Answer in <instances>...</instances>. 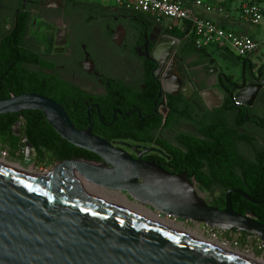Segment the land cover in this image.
<instances>
[{
    "label": "water",
    "instance_id": "95a60500",
    "mask_svg": "<svg viewBox=\"0 0 264 264\" xmlns=\"http://www.w3.org/2000/svg\"><path fill=\"white\" fill-rule=\"evenodd\" d=\"M161 47L159 43L156 51ZM177 47L167 48V54ZM153 61L160 70L164 68L157 55ZM186 85L192 88L190 82ZM252 88H256L252 99L242 100ZM263 88L264 80L240 89L231 98L236 105L253 107ZM26 111L41 112L63 140L97 155L102 163H56L38 179L0 165V264H252L148 224L75 178L108 192L127 194L160 217L246 233L264 243V224L251 211L243 215L233 209L232 194L254 203L248 194L231 189L225 208L218 209L199 196L187 172L174 174L142 160L153 148L140 152L137 146L108 141L91 128L77 129L65 108L44 95L30 93L0 100V116ZM121 146L137 152L138 157ZM26 157L35 159L29 143Z\"/></svg>",
    "mask_w": 264,
    "mask_h": 264
},
{
    "label": "flooded vegetation",
    "instance_id": "af4514ba",
    "mask_svg": "<svg viewBox=\"0 0 264 264\" xmlns=\"http://www.w3.org/2000/svg\"><path fill=\"white\" fill-rule=\"evenodd\" d=\"M22 11L32 16L36 13L43 22L55 24L56 31L46 38L52 41V54L47 55V59L56 64V69L43 72L55 75L59 84L69 83L85 94L71 105L75 117L83 125L87 123V128L82 130L91 128L93 133L99 134H132L135 139L113 141L137 146L140 152L153 148L154 151L142 157L144 161L158 164L165 160L175 170L183 167L169 150L187 153L189 138L204 140V129L217 119L216 98L221 95L213 88L222 91V72L214 61L209 60V66L202 69L189 68L196 72L195 85L190 88L186 85L189 82L187 61L180 51L167 54L162 41L172 36L153 18L123 7L106 9L72 0H0V41L11 31L14 17ZM6 16L11 19L10 27L5 23ZM75 22H80L77 35L72 32ZM159 43L162 50L156 51ZM112 50L119 51L122 56L116 73L109 71L105 59V54ZM156 55L164 62L162 70L153 61ZM241 60L251 61L257 67L251 70L249 64L242 62L239 86L260 83L261 64ZM122 65L127 70L120 74L118 70ZM27 68L41 71L34 66ZM155 86L159 92L156 100L151 98ZM207 91L212 98L203 97ZM151 108L154 114L150 113ZM172 111L177 114L173 119ZM160 121V127L155 129ZM133 152L131 155L137 158V152ZM200 167L204 169L201 163ZM190 178L194 182V178Z\"/></svg>",
    "mask_w": 264,
    "mask_h": 264
},
{
    "label": "trees",
    "instance_id": "16d2710c",
    "mask_svg": "<svg viewBox=\"0 0 264 264\" xmlns=\"http://www.w3.org/2000/svg\"><path fill=\"white\" fill-rule=\"evenodd\" d=\"M15 17L11 31L0 41V100L30 93L44 95L65 108L77 129L87 128V123L83 125L71 110L73 101L79 102V96L85 94L79 88L70 86L69 83L59 84L55 75L43 72V70L56 69V64L47 59V55H51L52 41L42 37L46 52H41L40 42L32 38L27 40L33 16L22 11ZM165 32L181 41L180 52L185 60L205 53V48L199 49L196 46V36L188 23L184 22L171 29L167 27ZM200 63L199 61L195 65ZM243 63L249 64L251 70L257 67L251 61H243ZM29 66L37 67L41 71H31L27 68ZM259 74L263 79L264 62L261 63ZM220 86L224 100L222 106L215 110L217 118L215 122L206 126L203 131L205 139L190 137L185 154L181 151L173 153L169 150L182 164V168L175 170L171 163L165 160L158 165L174 174L187 172L194 178V183L212 195L220 191L219 196L208 202L209 205L218 209L225 208V197L229 190H242L255 202L252 203L239 194L233 193L231 201L234 211L243 215L251 211L255 218L264 224V147L257 144L256 138L250 131L254 128L264 132V88L254 106L245 107L236 105L231 98V94L235 96L240 89H245L234 81L233 75L222 73ZM158 93V88L155 86L151 98L156 100ZM154 111L151 108L150 113L154 114ZM176 116V112L172 111L171 119ZM18 125L21 128L20 134L14 132V128ZM160 125L161 121L155 129ZM94 133L108 141L135 139L132 134ZM0 140L8 147L10 156H15L20 147L25 146L22 142L26 141L34 149L36 164L46 167L76 160L102 163L97 155L63 140L39 111L0 116ZM242 146L249 148L248 154L243 151ZM200 163L204 166L203 170Z\"/></svg>",
    "mask_w": 264,
    "mask_h": 264
},
{
    "label": "built area",
    "instance_id": "2783aa9c",
    "mask_svg": "<svg viewBox=\"0 0 264 264\" xmlns=\"http://www.w3.org/2000/svg\"><path fill=\"white\" fill-rule=\"evenodd\" d=\"M185 0H114L123 8L150 16L160 24H166L173 28L185 23L190 25L196 36V46L199 49L214 46L218 49L230 50L243 60H252L254 55L264 52V36L253 39L236 33L215 24L210 20L201 18L196 8H201L210 13L216 8L207 5L203 0H188L192 5L187 6ZM218 11L224 12L223 8ZM239 19L242 23L254 27L264 28V3L254 0H242L240 4ZM239 103V102H237ZM20 126L14 128L16 134H20ZM18 155L26 151V141H23ZM10 155L8 147L0 140V159L5 160ZM6 161V160H5ZM211 232L221 233L224 236L223 243L234 252L240 254L255 255L259 253L264 261V243L257 237L238 231H219L203 226ZM246 255V254H245ZM255 257V256H254Z\"/></svg>",
    "mask_w": 264,
    "mask_h": 264
},
{
    "label": "rangeland",
    "instance_id": "374dc122",
    "mask_svg": "<svg viewBox=\"0 0 264 264\" xmlns=\"http://www.w3.org/2000/svg\"><path fill=\"white\" fill-rule=\"evenodd\" d=\"M5 23H6L7 27H10L11 26V19L6 18ZM79 23L80 22H75L74 24H72V32L76 35L79 34V32H80ZM55 31H56V27H55L54 23H52V24L45 23V22H43V20H41L37 16H34V19H33L32 25H31V29H30L29 38H32V40L34 39L35 41L37 40L36 42H38V43L40 42L41 45L39 47L41 49V52L45 53L46 52V45H45V43H44L45 41L43 39L46 37L47 34H50V33L55 32ZM42 37H44V38H42ZM31 43L35 44L33 42H31ZM209 50H210V52H213L215 61L224 69V71L228 74H232L234 76L235 82H241V67H242L243 61L241 59H239L235 53H233L229 50H222L220 52H216L214 48H209ZM51 54H52V51H51ZM121 57L122 56L119 53V51L116 52L115 50H112L109 53L105 54L106 63L108 64L109 71L111 73H116V70L119 68V65H120L118 61L121 62V60H120ZM252 61L254 63H260V64L262 62H264V52L262 51V52L258 53L257 55H254L252 57ZM124 69H126V68H123V65H122L121 70L120 71L118 70V72L120 74H123V73H125ZM263 80H264V78L261 81H263ZM253 85H256V84L248 85L247 89ZM213 90L218 91V93H220L223 97V92L219 91L217 87H214ZM250 131L252 132L251 135L256 138L257 144L259 146L264 147V132L259 131V130L254 129V128H251ZM123 149H125L128 153H130L132 155L134 154V152L132 150H129L127 147H123ZM242 149L246 154L249 153V148L242 146ZM30 155H31V153H30ZM5 160H6V162H9L12 164H17L20 167H22L23 169H25L26 171H29L32 173L37 172V173L46 175L45 173L49 172V170L51 169V166L46 167L43 165H38V164H36L35 159L27 158L26 157V151H24L23 153H21L19 155L17 153L15 156L9 155V157L6 158ZM194 184H195V188H196V191L199 194V196L201 198H203L207 203L209 201H211L214 197L219 196L221 193L220 191H217L214 195H212L208 191L201 188L196 183H194ZM112 193L125 197L131 203H136L127 194L120 193V192H112ZM145 208L150 210L152 213L158 215L152 208H148V207H145ZM161 218L167 219L168 221L174 222L176 224H181L185 229L190 230L191 232H193L197 235H200V236L202 235L203 238H205L206 240L216 241L219 244L223 243L224 236L221 233L211 232L208 229L204 228L203 225H201L199 223L180 221L178 219L169 218V217H166L163 215L161 216ZM245 254L247 256H249V254H247V253H245ZM254 256L253 257L257 260L262 259V256L259 253H255Z\"/></svg>",
    "mask_w": 264,
    "mask_h": 264
},
{
    "label": "crops",
    "instance_id": "0c3cea01",
    "mask_svg": "<svg viewBox=\"0 0 264 264\" xmlns=\"http://www.w3.org/2000/svg\"><path fill=\"white\" fill-rule=\"evenodd\" d=\"M72 1L75 3H78V4H97L103 8H106V9L107 8L113 9L116 6L120 7L114 2V0H72ZM241 1L242 0H203V2L205 4L216 8V10L208 13L201 8H196V12L201 18L206 19V20H210V21L214 22L215 24L222 26V27L236 33L237 35L248 36V37H251L253 39H260L262 36H264V28L263 27H254V26L246 25L240 21L239 12H240ZM254 1L264 3V0H254ZM184 3L187 6L192 5V2H190L188 0H185ZM220 7L223 8L224 12L218 11V8H220ZM34 16H37L38 18L41 19V16H39L36 13L33 14V18H34ZM6 18H7V16L5 17V19ZM87 20H89V18H87ZM161 26L164 28V30H165V28H167L166 24H163ZM173 38L177 39L175 37H173ZM177 40H179V39H177ZM180 48H182V45H181V41L179 40V44H178V47L176 50L180 51ZM209 48H214L216 52H220V51L224 50V49H218L214 46H211V47L205 48V53H200V54L186 60L187 66H185V67L187 68L186 71H188L187 80L190 82L192 87H193V85H195L194 79L196 77V75H195L196 72H194L193 69L190 70L189 68L199 67V69H202V68L208 66V63L210 62L209 60L214 61L216 64V67L222 73L227 74V75H232V74L226 73L224 71V69L215 61L214 54H213V52H210ZM199 61L201 63L198 65H195ZM188 62L190 65L188 64ZM195 70H197V69H195ZM209 91H207V92H209ZM214 91H215V93L221 95L220 93H218V91H216V90H214ZM215 93L213 92V94H215ZM221 97H222V95H221ZM223 100H224V96L222 97L221 102L218 105H216L215 107L220 108L222 106Z\"/></svg>",
    "mask_w": 264,
    "mask_h": 264
},
{
    "label": "bare ground",
    "instance_id": "6f19581e",
    "mask_svg": "<svg viewBox=\"0 0 264 264\" xmlns=\"http://www.w3.org/2000/svg\"><path fill=\"white\" fill-rule=\"evenodd\" d=\"M165 41L163 42L162 46H166L168 49L169 48H175L178 45V42L176 41V39H173L171 41H168L166 39H164ZM256 88H252L250 91H248L247 93L242 95V100L244 101H249L252 99V97L254 96V92H255ZM209 93L206 92L204 94L205 96H208ZM210 98H212L209 95ZM216 98V97H213ZM218 104L221 102L222 97L218 96L217 98ZM0 165L5 166L6 168L10 169L11 171H14L18 174H21L23 176H26L30 179H38V178H42L46 175L37 173V172H29L26 171L25 169H23L22 167H20L17 164H12L9 162H6L4 160L0 159ZM157 176H165L164 174H159L156 173ZM75 181H80L83 184H85L86 186H88L89 188L93 189L94 191H96L97 193H99L100 195H102L103 197H105L106 199H108L109 201L124 207L125 209H127L128 211H130L132 214H134L136 217H138L140 220L154 225V226H159L169 232H172L174 234H177L181 237L190 239L194 242L197 243H201L207 246H210L214 249L220 250L222 252L231 254L233 256H236L246 262L252 263V264H264L263 260H257L253 257V255H245V254H240L238 252H234L229 246H226L224 244H219L216 241H209L206 240L205 238H203V236L201 235H197L193 232H191L190 230L185 229L181 224H176L174 222H170L167 219H163L161 218L159 215H156L154 213H152L150 210H148L147 208H145L144 206H141L140 204H136V203H131L129 202L125 197L120 196V195H116L112 192H108L105 191L102 188H99L97 186H94L91 183H88L87 181H84L78 177L75 178ZM126 206V207H125Z\"/></svg>",
    "mask_w": 264,
    "mask_h": 264
}]
</instances>
